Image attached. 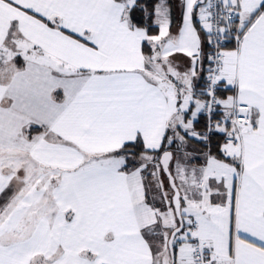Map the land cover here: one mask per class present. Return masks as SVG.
<instances>
[{"label":"snow or ice","instance_id":"snow-or-ice-1","mask_svg":"<svg viewBox=\"0 0 264 264\" xmlns=\"http://www.w3.org/2000/svg\"><path fill=\"white\" fill-rule=\"evenodd\" d=\"M0 264H264V0H0Z\"/></svg>","mask_w":264,"mask_h":264}]
</instances>
